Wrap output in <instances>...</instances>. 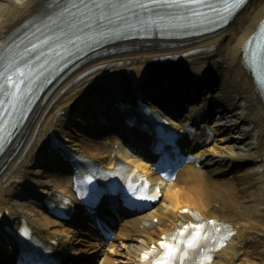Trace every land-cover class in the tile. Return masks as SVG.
<instances>
[{
	"label": "bare ground",
	"instance_id": "1",
	"mask_svg": "<svg viewBox=\"0 0 264 264\" xmlns=\"http://www.w3.org/2000/svg\"><path fill=\"white\" fill-rule=\"evenodd\" d=\"M50 1L0 0V48L27 18L48 12ZM243 10L233 23L214 36L174 41L168 47L160 40L137 42L135 50L95 59L77 70L45 106H39L31 114L14 144L0 159V217L5 214L9 221L20 224L23 212L27 221L33 222L32 217H36L46 227L45 235L56 238L60 233L67 234L73 242L74 254L101 252L96 241L88 240L82 231L63 226L25 198V188L41 173L36 168L41 161L44 163L40 161L43 148L53 131L70 134L75 121L81 119L76 107L92 101L97 89H117L123 82L138 84L176 73L181 78L199 81L212 76L215 98L222 109H217L211 126L222 134L197 152L207 158L204 167L187 166L178 173L176 181L165 185L162 197L169 204L162 213L150 211L124 220L116 240H128L127 247L124 253L120 252L118 248L123 242L118 246L114 240L108 245L109 252L103 250L102 264H116L117 258L113 257L117 254L124 258H119L124 264H136L138 252L173 229L182 218L180 209L188 206L199 210L202 217L229 222L237 230L218 254L216 264H264V98L244 58L247 40L264 21V0H252ZM193 50L200 51L189 55ZM171 55L179 59H160ZM186 112L185 116L190 115V111ZM85 148L86 156L105 163L109 169L114 168L119 157L128 160L130 166L149 169L127 155L115 134L94 139ZM51 179L59 180L55 188L70 191V174L55 173ZM156 216L162 218L155 226L151 221ZM183 218L191 217L183 215Z\"/></svg>",
	"mask_w": 264,
	"mask_h": 264
},
{
	"label": "snow or ice",
	"instance_id": "2",
	"mask_svg": "<svg viewBox=\"0 0 264 264\" xmlns=\"http://www.w3.org/2000/svg\"><path fill=\"white\" fill-rule=\"evenodd\" d=\"M222 2L223 0H76L72 8L76 9V13L83 18L103 21L114 17L123 19L128 15H138L142 10H147L161 3L166 6L174 5L177 7L203 5L209 11H199L196 15L214 18V14H220L217 5ZM229 2L235 4L240 0H229ZM76 13H73V15ZM33 47H36V45ZM2 53L3 49L0 48V63H3L6 59ZM11 63H14V60ZM16 76L18 78L17 82H21L25 73L17 70ZM4 78L11 79L10 76L0 75V79ZM2 108L3 106L0 105V110ZM2 123L3 121L0 120V124ZM87 182L91 183V178ZM146 187V184L137 187L129 186L128 191L132 197L138 200H155L159 197L158 188L149 194L145 191ZM187 211V209L184 210V212ZM222 227L227 229L228 235L222 234ZM234 234L229 226H221L217 221H204L203 218H199L196 224L182 225L176 233L162 238L161 251L158 255L156 247L153 246L151 252L145 253L142 259L147 262L150 256H154L152 264H212L211 255L205 256L204 254L225 246L222 240H227ZM24 235L27 236L29 233L25 232Z\"/></svg>",
	"mask_w": 264,
	"mask_h": 264
},
{
	"label": "rangeland",
	"instance_id": "3",
	"mask_svg": "<svg viewBox=\"0 0 264 264\" xmlns=\"http://www.w3.org/2000/svg\"><path fill=\"white\" fill-rule=\"evenodd\" d=\"M169 202L166 200V201H164L163 202V206L162 205H160L159 207H160V209H163V207L164 206H166L167 204H168ZM119 243V246H120V242H118ZM125 246H127V243H123ZM120 248V251L122 250V252L124 251V249H123V247H119ZM114 257H118V258H122V257H120L119 255H114ZM123 260H124V258H122ZM122 263V260L120 261V263H118V264H121Z\"/></svg>",
	"mask_w": 264,
	"mask_h": 264
}]
</instances>
